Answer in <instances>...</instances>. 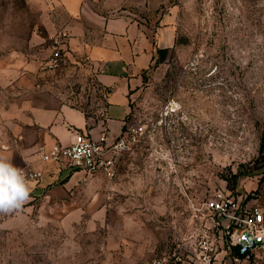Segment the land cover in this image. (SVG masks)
Listing matches in <instances>:
<instances>
[{
  "label": "rangeland",
  "instance_id": "rangeland-1",
  "mask_svg": "<svg viewBox=\"0 0 264 264\" xmlns=\"http://www.w3.org/2000/svg\"><path fill=\"white\" fill-rule=\"evenodd\" d=\"M136 2L132 16L149 28L153 51L127 93L124 126L141 128L139 141L121 155L111 181L103 174L96 186L93 176L77 179L66 190L76 202L71 206L44 203L74 172L43 165L47 183L35 192L41 178L32 182L19 210L0 213V264H152L183 251L184 261L172 264H194L186 251L205 228L193 206L224 191L264 208V0ZM50 4L0 0V155L15 166L23 158L13 152L30 141L13 132V104L24 99L49 108L69 104L93 118L104 114L89 62L65 53L58 68L46 66L59 45L45 24ZM166 22L174 40L158 61L154 37L169 29ZM47 46L46 56H34ZM25 66L35 77L23 89ZM94 196L103 203L89 206ZM243 264H264V252Z\"/></svg>",
  "mask_w": 264,
  "mask_h": 264
},
{
  "label": "crops",
  "instance_id": "crops-1",
  "mask_svg": "<svg viewBox=\"0 0 264 264\" xmlns=\"http://www.w3.org/2000/svg\"><path fill=\"white\" fill-rule=\"evenodd\" d=\"M136 1L51 0V9L46 11L48 13L46 28L53 31L54 39H60L68 58L84 59L90 63L94 79L104 94V107H100L104 114L102 117L93 118L81 108L69 104L49 108L33 105L24 99L20 105L13 104L11 108L13 132L20 140L30 141L23 149L15 150L12 154L21 162L23 158V164L30 163L41 169L48 163L38 159L37 147L41 144L49 147L55 143L66 145L76 131H88L97 137L100 129L106 127L109 139L112 140L124 128L123 119L128 113V90L139 82V72L149 65L153 56L149 28L132 16ZM165 25L170 32L167 30L155 33L154 39L156 43L158 42V48H167L173 44L171 27L167 22ZM49 51L50 46H47L39 49L34 56L37 58L46 56ZM33 77L34 73L28 71L25 66L23 76L19 80L20 87L25 89L28 84L33 83ZM112 115L118 122L115 128L111 125ZM41 170L45 177L42 175L40 183L42 185L36 186L35 192H38L49 178L45 169ZM102 174L71 173L64 185L58 187L59 189L53 188L52 194L58 195L54 198L46 196L44 204L55 206L75 204L66 190L71 189L74 182L82 177L93 176L91 183L96 186ZM58 175L57 173L55 176ZM32 182L37 181H28L29 186H33ZM103 201V197L94 196L88 205H100ZM68 218H72L71 215H67L66 219Z\"/></svg>",
  "mask_w": 264,
  "mask_h": 264
},
{
  "label": "built area",
  "instance_id": "built-area-1",
  "mask_svg": "<svg viewBox=\"0 0 264 264\" xmlns=\"http://www.w3.org/2000/svg\"><path fill=\"white\" fill-rule=\"evenodd\" d=\"M54 45L46 61V66L58 68L65 61L62 42L54 39ZM141 128L129 126L110 140L108 129L102 127L97 137L88 131H76L72 140L66 144L55 143L49 147L41 144L37 147L38 159L43 163L55 165L58 169L72 172L94 174L101 172L108 180L117 174V165L121 155L130 152L139 141ZM21 169L27 181H38L43 171L30 163L16 165ZM193 215L205 230L196 239L193 251H186V256L194 264H243L259 252H264V208L242 199L241 195H231L224 191L216 192L206 199L201 206L192 207ZM210 231H213L210 233ZM217 233L222 245L213 242ZM223 253L220 257V251ZM185 252H173L169 259L158 257L152 264H172L184 261L179 256Z\"/></svg>",
  "mask_w": 264,
  "mask_h": 264
},
{
  "label": "clouds",
  "instance_id": "clouds-1",
  "mask_svg": "<svg viewBox=\"0 0 264 264\" xmlns=\"http://www.w3.org/2000/svg\"><path fill=\"white\" fill-rule=\"evenodd\" d=\"M30 192L23 171L0 155V213L19 210L29 200Z\"/></svg>",
  "mask_w": 264,
  "mask_h": 264
},
{
  "label": "trees",
  "instance_id": "trees-1",
  "mask_svg": "<svg viewBox=\"0 0 264 264\" xmlns=\"http://www.w3.org/2000/svg\"><path fill=\"white\" fill-rule=\"evenodd\" d=\"M167 53V48H157L158 61H162Z\"/></svg>",
  "mask_w": 264,
  "mask_h": 264
}]
</instances>
